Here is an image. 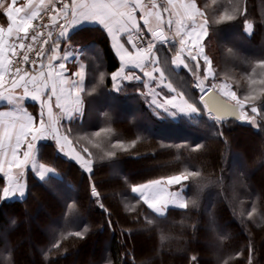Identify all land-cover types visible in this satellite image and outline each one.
Here are the masks:
<instances>
[{
	"label": "trees",
	"instance_id": "16d2710c",
	"mask_svg": "<svg viewBox=\"0 0 264 264\" xmlns=\"http://www.w3.org/2000/svg\"><path fill=\"white\" fill-rule=\"evenodd\" d=\"M197 2L204 7L210 0ZM232 3H239L243 14L216 23L224 9L233 14ZM232 3L219 0L207 9L204 54L215 77L243 97L249 90L248 74L264 60V0ZM98 30L86 27L71 37L86 54L96 56L95 61L86 59V108L69 133L75 150L92 161L91 178L55 142L43 143L38 159L54 169L52 174L41 181L28 170L25 196L0 201V264H264V85L253 86L262 109L258 127L211 120L197 100L194 73L174 72L173 49L158 47L166 82L200 114L173 118L152 105L142 82L112 89L109 75L119 65L107 45L94 43L104 41ZM226 32L231 41L225 40ZM200 66L204 73L207 66L203 61ZM96 131H101L99 137ZM185 171L200 172L188 182L187 209L169 208L159 216L131 192L132 186ZM90 181L98 199L91 195ZM4 186L0 175V192ZM27 214L47 228L39 231ZM77 231L83 238L73 235ZM93 241L106 246L93 248ZM30 244L35 248L29 249Z\"/></svg>",
	"mask_w": 264,
	"mask_h": 264
},
{
	"label": "snow or ice",
	"instance_id": "6c2138e0",
	"mask_svg": "<svg viewBox=\"0 0 264 264\" xmlns=\"http://www.w3.org/2000/svg\"><path fill=\"white\" fill-rule=\"evenodd\" d=\"M218 3L219 0H210L201 7L197 0H164L160 4L150 0V6L144 0H26L17 6V0H12L5 6L0 0V8H3L8 21L6 29L0 26V102L10 106L9 110L0 111V174H3L5 184L0 192V201L25 196L24 177L29 169L41 181L54 171L37 161L38 145L42 140L54 141L59 152L80 164L91 178L92 161L76 152L69 139L70 125L82 111L84 103L85 73L82 65L80 71L68 72L66 62L73 50L67 36L75 25L84 21L95 22L102 27L119 57V71L111 75L116 91H120L121 81L140 80L141 76L135 71L138 70L150 81H155L157 86L174 93L168 97L152 90L151 103L156 109L171 117L198 113L193 103H189L182 93H177L171 83H166L158 45L169 46L175 51L171 60L173 66H183L194 74L199 72L201 59L207 66L203 79L197 75L195 87L201 93L200 102L211 119L223 121L228 114L258 127L256 118L262 109L256 103L260 97L255 94L253 86L264 85V79L254 78L256 75L264 76V60L259 61L248 74L249 90L243 97L238 96L227 83L205 85V81L215 79L212 62L204 54L203 47V40L208 35L207 9ZM231 11L233 14L224 9L216 23L232 21L235 14H243L239 3H232ZM45 15L48 23L34 24L35 21L42 22ZM251 27L250 23L247 24L246 30ZM54 29H59L55 37ZM100 79L103 81V75ZM217 92L226 100H221ZM27 100L37 104L36 115L25 107ZM249 112L254 115H249ZM94 135L99 137L101 131ZM83 151L88 153L87 148ZM106 155L111 157L115 153ZM199 176V171H185L132 186L131 192L148 209L164 216L169 208L189 207L183 193L190 179ZM90 184L91 195L98 199L100 193L94 183L90 181ZM254 212L255 208L248 216L251 218ZM73 235L83 238L80 231Z\"/></svg>",
	"mask_w": 264,
	"mask_h": 264
},
{
	"label": "crops",
	"instance_id": "0c3cea01",
	"mask_svg": "<svg viewBox=\"0 0 264 264\" xmlns=\"http://www.w3.org/2000/svg\"><path fill=\"white\" fill-rule=\"evenodd\" d=\"M12 2V0H3V3L5 6H7L8 4H10ZM145 4H148L150 6V0H144ZM24 3H26V0H17V6H21L23 5ZM198 3V2H197ZM59 7V5L57 6ZM166 16V14H165ZM138 19H139V14H138ZM7 19L6 17L4 16L3 14V8H0V26H3L5 29L7 28ZM36 23V21L34 22V24ZM142 24V22H141ZM99 28V32L101 33V38H104V41L101 40V39H96V41L94 42L95 44L98 45V47L101 45V44H104V45H107V47L109 48V54L111 55V57L114 59V61L119 65L118 68L116 69L115 72L119 71V68H120V61H119V57L116 55V52H115V49L112 47L111 45V41H110V38L107 36L106 32L102 29V27L95 23V22H91V21H84L80 24H77L75 25L68 33V36H67V40H69L71 42V37L73 34L77 33L78 31H80L81 29H84V28ZM59 31V29H57ZM98 34V33H96ZM171 35V33H170ZM208 36V35H207ZM207 36L205 37V39L203 40V47H204V43L206 41V38ZM99 37V35H98ZM103 41V42H102ZM91 43V42H90ZM101 47V46H100ZM158 47H165V45H158ZM168 47V46H166ZM179 45L178 43L176 44V48L178 49ZM71 48L73 50L72 52V55L70 56L69 60L66 62V67L68 68V72L69 74H72V73H75V72H78L81 70V65L83 66V70H84V73H85V80H84V84L86 85V80H87V64H86V61H95L96 59V56H95V53L94 54H91V53H88L86 54V52H84V48L83 46L78 43V42H75V43H72L71 42ZM101 48H99L100 50ZM171 49V48H170ZM172 50V49H171ZM65 51V49L63 48V42H62V48H61V54H63V52ZM173 51V55L171 57V60L172 58L174 57L175 55V51ZM98 54L99 57H103V53H102V50L98 51ZM87 59V60H86ZM84 60V61H83ZM201 61H203L201 59ZM59 63V61L57 62ZM171 63V62H170ZM195 63V62H193ZM160 66L161 63H160ZM105 67V66H104ZM171 67L172 69L174 70V72H179L180 70L184 69L183 66H180V67H175L171 64ZM126 71H129L128 69H126ZM136 71V74L137 75H140L141 76V79L140 80H131V81H121L120 82V88L123 87V85L125 83H129V82H142L144 84V90H145V93L147 94V96L149 97V101L151 102L153 97L152 95H150V92L152 90H155L156 92L158 93H161V96L164 92L168 93L167 95H165V93L163 94V96H172L174 93L170 92L168 89L166 88H162V87H159L157 86L156 82L155 81H150L147 77H144L142 73H140L138 70H135ZM114 73V72H113ZM112 73V74H113ZM111 74V75H112ZM111 75H109L111 77ZM167 81V80H166ZM167 83V82H166ZM115 87L113 82H112V88ZM174 88V87H173ZM176 89V88H175ZM18 92L20 90H17ZM176 92L178 93V91L176 90ZM9 107L10 106H7V105H4L3 102H0V111H6V110H9ZM25 107L28 109V111H30L33 115H36L38 113V106L37 104H35L34 102H32L31 100H27L25 101ZM85 104L83 103L82 105V111L80 113H78L74 119V121L72 123H75V121L77 119H81L84 115V111H85ZM58 111V110H56ZM193 116V115H191ZM190 116V117H191ZM64 130V129H62ZM48 140H42L40 141L39 145H38V152H37V161L38 163H42L39 159H38V154H40V149L42 148L43 146V143L47 142ZM75 149V148H74ZM46 165V164H45ZM47 166V165H46ZM48 167V166H47ZM31 170V169H29ZM32 171V170H31ZM52 173H49L47 176L51 175ZM0 175H3V174H0ZM13 199H17V198H10V199H7V200H13Z\"/></svg>",
	"mask_w": 264,
	"mask_h": 264
},
{
	"label": "rangeland",
	"instance_id": "374dc122",
	"mask_svg": "<svg viewBox=\"0 0 264 264\" xmlns=\"http://www.w3.org/2000/svg\"><path fill=\"white\" fill-rule=\"evenodd\" d=\"M212 20V19H211ZM212 21H216V20H212ZM246 28H247V26H246ZM251 31V29L250 30H247V32L249 33ZM228 33L229 32H226V34H225V36H224V38H225V40H229V41H231L232 39H229V36H227L228 35ZM230 35V34H229ZM201 62V61H200ZM205 69H206V67L204 68V73H205ZM204 73L202 72V70H201V66H200V69H199V72H198V74H194V79H193V82L195 81V79H196V77H197V75L200 77V79H203V76H204ZM193 82H192V85H193ZM212 83H215V84H217V85H219V84H221V83H225L224 81H223V79L222 78H220V77H215V79H209L208 81H205V85L206 86H210ZM249 86V85H248ZM246 87V86H245ZM247 88V87H246ZM113 90H115V87H113L112 88ZM233 90V89H232ZM147 93V92H146ZM165 93V95H167L168 93H166V92H164ZM163 93V94H164ZM148 94V93H147ZM163 94H162V96H163ZM164 95V96H165ZM158 99H159V97H158ZM197 100H198V98H197ZM206 114V113H205ZM196 115H200L199 114V112L198 113H196ZM206 116L209 118V119H211L207 114H206ZM188 117H190V116H188ZM173 118H176V117H173ZM212 120V119H211ZM62 131H64V130H62ZM49 141H52V140H49ZM54 142V141H53ZM244 145V144H243ZM72 147H73V145H72ZM74 148V147H73ZM58 149V148H57ZM76 152H78V151H76ZM63 156H65L63 153H61ZM66 157V156H65ZM67 158H69V157H67ZM71 159V158H70ZM110 175H112V174H110ZM26 176V175H25ZM26 178L24 177V182L26 183ZM173 190L175 191L176 189L175 188H173ZM25 193H26V191H25ZM185 193H186V189H185V192L183 193V195H184V197H185ZM12 198H20L19 196H16V197H12ZM38 211L40 212V211H44V209H43V207H41V206H39L38 207ZM35 218V216H30V215H28L27 214V216H26V219H30L31 220V222H32V226H34L35 228H37L39 231H43L45 228H47V226H46V224L45 223H42V222H40L39 220H35L34 219ZM31 232V230H30V228L28 227V228H26V233H27V235L29 234ZM94 242V241H93ZM96 243V241L93 243V245H94V247L93 248H96V247H98L99 246V248H101V249H103L105 246H106V244L105 243H99V244H95ZM96 246V247H95ZM32 247H34L32 244H30V246H28V248L30 249V248H32ZM35 248V247H34ZM71 259H76V256H74L73 255V257L71 258Z\"/></svg>",
	"mask_w": 264,
	"mask_h": 264
},
{
	"label": "water",
	"instance_id": "95a60500",
	"mask_svg": "<svg viewBox=\"0 0 264 264\" xmlns=\"http://www.w3.org/2000/svg\"><path fill=\"white\" fill-rule=\"evenodd\" d=\"M217 96L219 97V92H217ZM219 98H220L221 100H226V98H224V97H219ZM200 104H201L203 110L205 111V113H207V110L204 109L203 104H202L201 102H200ZM207 114H208V113H207ZM213 115H215V113H214ZM228 120L235 121V122H237L239 125H242V126H245V125L247 124V122H245V121H241V120L237 119L235 116H231V115H228V114H225L223 121H219V122H226V121H228Z\"/></svg>",
	"mask_w": 264,
	"mask_h": 264
},
{
	"label": "built area",
	"instance_id": "2783aa9c",
	"mask_svg": "<svg viewBox=\"0 0 264 264\" xmlns=\"http://www.w3.org/2000/svg\"><path fill=\"white\" fill-rule=\"evenodd\" d=\"M156 2H157L158 4H160V3H163L164 0H156ZM57 6H58V5H57ZM36 23H48V17H47V15L44 16V19H43L42 22H41V21H36ZM57 32H58L57 29H54V30H53L54 37H55V35H56ZM170 43H171V42H170ZM30 55H34V54H30ZM17 59H18V58H17ZM16 66H19V65H16ZM199 78H200V77H199ZM196 81H197V77H196L195 81L193 82V88H194L196 91L199 92V90L195 87ZM199 94H200V96H201V93H200V92H199ZM200 96H199V99H200Z\"/></svg>",
	"mask_w": 264,
	"mask_h": 264
},
{
	"label": "bare ground",
	"instance_id": "6f19581e",
	"mask_svg": "<svg viewBox=\"0 0 264 264\" xmlns=\"http://www.w3.org/2000/svg\"><path fill=\"white\" fill-rule=\"evenodd\" d=\"M225 98V97H224Z\"/></svg>",
	"mask_w": 264,
	"mask_h": 264
}]
</instances>
